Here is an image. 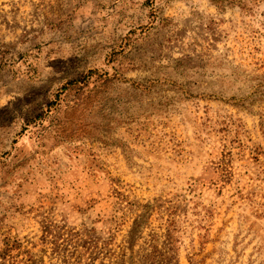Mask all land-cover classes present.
Here are the masks:
<instances>
[{"label": "rangeland", "instance_id": "1", "mask_svg": "<svg viewBox=\"0 0 264 264\" xmlns=\"http://www.w3.org/2000/svg\"><path fill=\"white\" fill-rule=\"evenodd\" d=\"M0 264H264V0H0Z\"/></svg>", "mask_w": 264, "mask_h": 264}]
</instances>
